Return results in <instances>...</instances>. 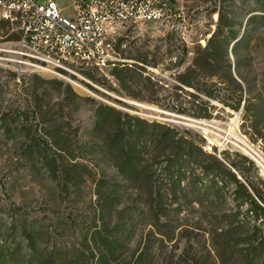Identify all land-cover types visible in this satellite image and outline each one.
Returning <instances> with one entry per match:
<instances>
[{"label":"rangeland","instance_id":"rangeland-1","mask_svg":"<svg viewBox=\"0 0 264 264\" xmlns=\"http://www.w3.org/2000/svg\"><path fill=\"white\" fill-rule=\"evenodd\" d=\"M57 1L70 14V0ZM165 1L173 14L169 21L122 25L115 34L118 62L145 66L143 78H151L152 89L137 84V74L119 79L113 65L80 75L39 70L34 59L22 58L17 32L0 20V264L134 263L147 232L134 206L136 195L127 191L122 197H99L94 173L111 177L114 170L86 149L100 104L203 139L210 151L247 155L244 140L264 161V0ZM209 40L213 61L204 65ZM195 61L204 71L189 75ZM228 62L234 76L242 78L241 108L250 103L248 112L216 100L213 109L199 104L208 100L207 91L223 98L237 89ZM187 72L182 78L193 76L199 89L181 86L179 77ZM67 85L78 97L65 90ZM34 87H40L36 94L31 93ZM174 103L210 118L172 111ZM23 130L61 132L77 154L87 156L78 162L93 174L86 175L80 166L86 176L66 185L38 152L30 153L22 140L11 138L10 132ZM173 249L168 244L160 250L155 243L152 264H176L181 249ZM195 253L196 260L182 264H221L208 240L195 246Z\"/></svg>","mask_w":264,"mask_h":264},{"label":"trees","instance_id":"trees-1","mask_svg":"<svg viewBox=\"0 0 264 264\" xmlns=\"http://www.w3.org/2000/svg\"><path fill=\"white\" fill-rule=\"evenodd\" d=\"M210 42L204 48V65L213 61L208 53ZM227 65L229 78L237 89L223 98L207 91L208 100L199 102L200 105L206 104L213 109L212 100H216L224 107L241 108L244 99L239 79L242 78L239 73L234 76L230 62ZM114 67V75L119 79L137 74V84L151 89L155 85L150 77L143 78L145 66L117 62ZM200 70L204 71V67L195 61L188 72L191 75ZM188 72L179 77L181 86L199 89L193 76L182 78ZM209 76L218 77L217 74ZM35 77L40 79L38 75ZM22 79L25 84V78ZM39 89L34 87L31 93L36 94ZM65 90L78 97L70 85ZM169 109L198 118L211 115L189 113L176 103ZM242 109L248 112L250 103L245 102ZM95 115L89 135L92 143L89 146L86 142V149L99 154L100 161L114 170L111 177L105 172L99 176L94 173L97 175H93L96 193L99 197H122L127 191L134 192V206L147 227L145 243L133 264H152L155 243L160 250L168 244L173 250L181 249L176 264L196 260L195 246L207 240L221 264H264V176L254 160L239 152L207 150L203 139L197 141L159 121L123 115L107 105L100 104ZM12 132L11 138L22 140L30 153L38 152L50 169L59 171L66 185L93 174L87 164L78 162L80 157L87 159V156L77 154L70 141L63 140L66 138L61 132L52 135L39 130ZM257 133L261 135L260 131ZM261 137L264 139V135ZM69 143L70 146L65 145Z\"/></svg>","mask_w":264,"mask_h":264},{"label":"built area","instance_id":"built-area-1","mask_svg":"<svg viewBox=\"0 0 264 264\" xmlns=\"http://www.w3.org/2000/svg\"><path fill=\"white\" fill-rule=\"evenodd\" d=\"M69 9L57 0H0V20L17 32L22 58L64 76L114 66L118 26L173 18L165 0H70Z\"/></svg>","mask_w":264,"mask_h":264},{"label":"bare ground","instance_id":"bare-ground-1","mask_svg":"<svg viewBox=\"0 0 264 264\" xmlns=\"http://www.w3.org/2000/svg\"><path fill=\"white\" fill-rule=\"evenodd\" d=\"M46 72H53L56 73V70H47ZM81 88V87H80ZM239 141V140H238ZM243 146L245 147V150L249 153H251L252 155H254V157H256V159L264 166L263 162L264 161H260L261 159L263 160L262 156L260 153L256 152V150L254 148H252V146H250L247 142H245L244 140H242Z\"/></svg>","mask_w":264,"mask_h":264},{"label":"water","instance_id":"water-1","mask_svg":"<svg viewBox=\"0 0 264 264\" xmlns=\"http://www.w3.org/2000/svg\"><path fill=\"white\" fill-rule=\"evenodd\" d=\"M242 108H243V106H242ZM242 108H241V110H242ZM247 153V155L252 159V160H254L261 168H262V170L264 171V166L252 155V154H250L249 152H246Z\"/></svg>","mask_w":264,"mask_h":264}]
</instances>
